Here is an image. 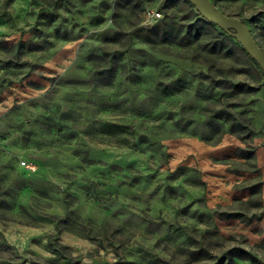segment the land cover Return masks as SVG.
Wrapping results in <instances>:
<instances>
[{"label": "rangeland", "instance_id": "obj_1", "mask_svg": "<svg viewBox=\"0 0 264 264\" xmlns=\"http://www.w3.org/2000/svg\"><path fill=\"white\" fill-rule=\"evenodd\" d=\"M0 264H264L256 63L186 0H0Z\"/></svg>", "mask_w": 264, "mask_h": 264}, {"label": "water", "instance_id": "obj_2", "mask_svg": "<svg viewBox=\"0 0 264 264\" xmlns=\"http://www.w3.org/2000/svg\"><path fill=\"white\" fill-rule=\"evenodd\" d=\"M197 14L222 32L232 36L264 73V51L254 40L249 28L239 19L225 15L211 0H186Z\"/></svg>", "mask_w": 264, "mask_h": 264}, {"label": "built area", "instance_id": "obj_3", "mask_svg": "<svg viewBox=\"0 0 264 264\" xmlns=\"http://www.w3.org/2000/svg\"><path fill=\"white\" fill-rule=\"evenodd\" d=\"M160 17H161V15L158 12L146 11V13H145V21L148 24H150L152 22H155ZM22 165L25 166L26 168L30 169V170L34 169V167H32L31 165L26 164L25 162H22Z\"/></svg>", "mask_w": 264, "mask_h": 264}, {"label": "trees", "instance_id": "obj_4", "mask_svg": "<svg viewBox=\"0 0 264 264\" xmlns=\"http://www.w3.org/2000/svg\"><path fill=\"white\" fill-rule=\"evenodd\" d=\"M199 16V15H198ZM242 23H244V21L243 20H240ZM245 24V23H244ZM246 25V24H245ZM220 32L223 34V35H228V34H226V33H224V32H222L221 30H220ZM262 75H264V73H262Z\"/></svg>", "mask_w": 264, "mask_h": 264}]
</instances>
